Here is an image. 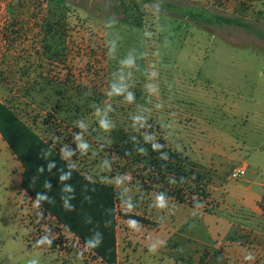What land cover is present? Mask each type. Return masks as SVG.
<instances>
[{
  "label": "rangeland",
  "instance_id": "obj_1",
  "mask_svg": "<svg viewBox=\"0 0 264 264\" xmlns=\"http://www.w3.org/2000/svg\"><path fill=\"white\" fill-rule=\"evenodd\" d=\"M0 101L114 187L119 250L130 242L121 264H198L200 242L228 245L224 230L264 194V0H0ZM155 157L203 176L211 195L199 209L172 198L159 208L138 185ZM21 173L0 137V264H103L22 190ZM257 205L264 237V197ZM228 254L215 264L241 260Z\"/></svg>",
  "mask_w": 264,
  "mask_h": 264
},
{
  "label": "trees",
  "instance_id": "obj_2",
  "mask_svg": "<svg viewBox=\"0 0 264 264\" xmlns=\"http://www.w3.org/2000/svg\"><path fill=\"white\" fill-rule=\"evenodd\" d=\"M187 14L194 20L201 18L206 22L251 27L250 23L238 18L215 13L204 15L201 10H189ZM0 137L22 166V190L103 264H117L114 187L82 175L62 158L58 149L44 141L2 101ZM120 152L123 157L130 153L124 149ZM173 157L182 158L181 153ZM49 162L55 163L50 170L47 168ZM181 166L180 163L171 165L168 160L152 158L147 166H143L142 173L137 175L138 185L189 207H199L210 197V185L200 174L192 169L184 171ZM64 174H69V178L61 181L59 177ZM46 182L51 185L50 188L45 187ZM66 188L70 190L66 191ZM37 193H46L48 199L39 200ZM65 203L68 208L64 207ZM96 232L103 235V240L99 246L92 247L86 241Z\"/></svg>",
  "mask_w": 264,
  "mask_h": 264
},
{
  "label": "crops",
  "instance_id": "obj_3",
  "mask_svg": "<svg viewBox=\"0 0 264 264\" xmlns=\"http://www.w3.org/2000/svg\"><path fill=\"white\" fill-rule=\"evenodd\" d=\"M263 197H264V194L259 196L258 199L255 200L253 207L249 206V207H246L247 209H244L246 213H244L243 215L246 218L242 219L243 223L239 225L230 224L227 230H224L225 237L232 233V235H230L232 239L228 243V245H225V243H223L222 241L215 240L216 238H213V240H215V243H213L212 245H210V243L208 242L207 243L200 242L201 247L199 246L198 248L200 252L197 251L193 255L194 262L197 261L198 264H215L217 263V260H222L223 258L225 259L226 255L229 253L233 255L238 254L240 256L241 260L238 262V264H262L264 263V237H259L257 234V231L255 230L256 229L255 226H253L254 216L261 214V209L258 207L257 202L260 201V199ZM165 200H169V199L165 198ZM179 205H182V204L179 203ZM183 205H186V204H183ZM190 208L199 209L198 207H190ZM154 210L152 209L150 211L153 213ZM212 211L213 210H211V212ZM206 213H210V212H206ZM248 215H252L253 218ZM156 222L157 224L153 223V226L152 227L149 226V227L155 228V229L158 228L160 222L157 219H156ZM137 227H135L133 231V235L135 234L134 232L137 230ZM207 231L205 230L206 233ZM127 232H130V231H127ZM125 236L126 234H124L123 237ZM130 238L131 237H129V239ZM127 243L128 245L126 246V245H123L122 242H120V250H119L118 239L116 235L117 264H121L119 260L120 252L122 256L125 257L126 259V252L130 248V242H127ZM216 252L218 254H216Z\"/></svg>",
  "mask_w": 264,
  "mask_h": 264
},
{
  "label": "clouds",
  "instance_id": "obj_4",
  "mask_svg": "<svg viewBox=\"0 0 264 264\" xmlns=\"http://www.w3.org/2000/svg\"><path fill=\"white\" fill-rule=\"evenodd\" d=\"M157 11H158V9H157ZM153 75H156V73H153ZM157 91H158V89H155V92H157ZM158 106H159V105H158ZM98 124H99V127H100L101 129H108V127H109L108 124H107L105 121H99ZM78 126L81 127V128L84 127L83 124H79ZM77 139H80V138L77 137ZM88 147H89V145H88L86 142H83V141H81V142L78 144V149L81 151L82 154L88 150ZM152 147H153V149H158V148L161 147V145L156 144V143H153V144H152ZM61 151L63 152V149H62ZM68 155H70V153H63L62 158H66ZM54 166H55V163H54V162H49V163L47 164V168H48L49 170H50L52 167H54ZM39 171H42V169H39ZM68 178H69V174H64V175H61V176L59 177V179H60L61 181L67 180ZM45 187H46V188H50L51 185H50L49 183L46 182V183H45ZM65 190L67 191V190H70V189H67V188H66ZM37 198H38L39 200H46V199H48L46 193H37ZM156 206L159 207V208H163V207H165V197H164L163 194H159V195H157V197H156ZM64 207H65V208H68L67 203L64 204ZM102 240H103V235H102L101 233H99V232H96V233H94V234H93V235H92V236L86 241V243H87L88 245L92 246V247H97V246H99V245L101 244ZM47 243L50 244L51 241H47ZM28 264H36V261H34V260H29V261H28Z\"/></svg>",
  "mask_w": 264,
  "mask_h": 264
},
{
  "label": "built area",
  "instance_id": "obj_5",
  "mask_svg": "<svg viewBox=\"0 0 264 264\" xmlns=\"http://www.w3.org/2000/svg\"><path fill=\"white\" fill-rule=\"evenodd\" d=\"M245 174V170L242 167H237L231 172V179L237 180Z\"/></svg>",
  "mask_w": 264,
  "mask_h": 264
}]
</instances>
